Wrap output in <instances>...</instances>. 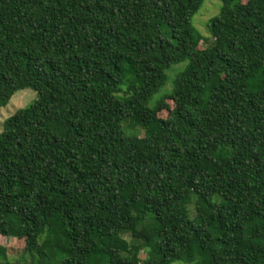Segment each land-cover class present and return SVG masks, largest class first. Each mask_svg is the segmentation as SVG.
Listing matches in <instances>:
<instances>
[{"label":"trees","instance_id":"16d2710c","mask_svg":"<svg viewBox=\"0 0 264 264\" xmlns=\"http://www.w3.org/2000/svg\"><path fill=\"white\" fill-rule=\"evenodd\" d=\"M204 2L0 0V107L37 93L0 133V235L32 264H264V0L208 37Z\"/></svg>","mask_w":264,"mask_h":264},{"label":"rangeland","instance_id":"374dc122","mask_svg":"<svg viewBox=\"0 0 264 264\" xmlns=\"http://www.w3.org/2000/svg\"><path fill=\"white\" fill-rule=\"evenodd\" d=\"M222 2L221 0H205L201 10L198 14H196L193 19L192 23L201 35L208 37L209 32L207 30V23L209 20L216 15L219 14L221 10ZM205 46V43L201 44ZM184 68V65H176L172 69H170L168 73L169 80L166 83L165 87L162 91L154 96V98L150 102V106L153 107V103L157 101V99L163 95V93H170L172 92L173 88V80L176 77V74L180 72ZM37 99V93L32 90H24L17 92L10 100L9 104L6 107H0V133L3 131V124L11 115H13L17 110L26 108L31 105ZM170 107H173L172 103H169ZM161 116L166 118L168 116V112L164 111L161 113ZM129 124V123H128ZM128 124L124 125L125 132L129 134V131L126 129ZM129 128V127H128ZM136 131L139 132L138 135L143 136L144 131L142 129H137ZM0 246L6 249V255L1 259L3 263L6 264H32L33 258L31 254L25 253V242L24 240H19L13 237H4L0 235ZM44 253L41 252L38 258L39 260L43 258ZM144 257V255H142ZM37 258V256H36ZM35 260L37 261V259ZM179 264V263H177Z\"/></svg>","mask_w":264,"mask_h":264}]
</instances>
